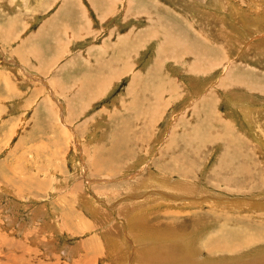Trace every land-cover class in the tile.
Segmentation results:
<instances>
[{"label":"rangeland","instance_id":"374dc122","mask_svg":"<svg viewBox=\"0 0 264 264\" xmlns=\"http://www.w3.org/2000/svg\"><path fill=\"white\" fill-rule=\"evenodd\" d=\"M5 75L0 264H264V0H0Z\"/></svg>","mask_w":264,"mask_h":264},{"label":"crops","instance_id":"0c3cea01","mask_svg":"<svg viewBox=\"0 0 264 264\" xmlns=\"http://www.w3.org/2000/svg\"><path fill=\"white\" fill-rule=\"evenodd\" d=\"M53 18H55V17H53ZM73 19L75 21V18H73ZM78 22H79V20L75 22V25H73V31H76V30L79 31L81 28H86L85 27L86 25L83 26L81 23H78ZM92 31H93V33H95L94 32L95 30H92V28H90L89 31H87L86 33L79 32V33H76V35H77L78 38H85V37H87V34H89ZM61 32L66 33L65 32V27L61 28ZM37 53L38 52H34L32 54L36 55ZM7 76L5 75L3 77V80L0 83V86L7 87L9 89V93H10V84L13 81V78H10L9 76H8L9 77L8 78ZM5 81H7V82H5ZM7 95L11 96L12 94H7ZM27 102H29V101H27ZM13 115H14V112L11 113V116H13ZM60 134H61V132H60ZM62 134H64V133H62ZM59 144H60L61 148H57V146H50L51 148H53V151L50 150V152H47V154L44 153V157L41 155V160H40V162L38 164H36L37 163L36 161H33L31 164L27 160L24 162L25 163L24 167H26L25 176L27 177L28 180L31 178L34 181L35 178H38L40 181H43L41 179L42 176H41V169L40 168H43V167L51 168L52 164H54V163H51L49 160L46 159L47 156H49L50 160H55L56 158H58L60 160L61 166H63V168L67 165V162L70 160L69 153H68V147H63L62 143H59ZM65 145L69 146V144H67V143H65ZM0 149H2V148H0ZM39 155H40V153H39ZM35 167L38 168V169H35ZM32 180L30 181L31 183H33ZM37 190H38V192L37 193H32V197L30 199H28V202H31V199H33L32 200V209L33 210H31L32 215L30 214V216H29V219H31V220H32V217H33V212L35 211L34 209H38V208L42 209L43 215L45 217H46L47 214L53 216L52 213H50V211H51L50 204H52V201L55 199L54 197L59 195V192H61V191H57V192L53 193L50 190H48V191H45V190H42V189H37ZM52 195H54V197ZM34 197H35V199H34ZM72 198L69 197V200L71 199V201L69 203H67V204L70 206V209L73 208L75 210L76 209L79 210V208H78V205L80 204L79 201L76 200V197H74V199L72 201ZM33 201L37 202V203L34 204ZM41 204L43 205V207H44V204H45V208L44 209H46V211H47L46 215L44 214V209H43V207H41ZM28 213H29V211H27L26 216H27ZM74 216L75 215H72V217H74ZM38 221L41 224L43 223L42 219H38ZM84 239L86 240V238H84ZM70 241H72V240H70ZM24 242H25V248L26 249L21 251L22 252L21 255H22L23 260L20 261V264H43L44 263L43 261L37 260L38 257L40 256V253H38L36 255V257L31 256L32 251H34L33 247H32L33 244H34V241L26 239V240H24ZM74 242L75 241H72L71 243H74ZM86 242H87V240H86ZM88 246H91V245L86 243V251H87V253L89 252V254H88L89 256H92L93 252L88 248ZM5 255H6V253H5ZM76 256L77 255H75L74 258H72V259H75ZM93 257L95 259H97V255L96 254ZM10 263L11 262L8 260L7 262L1 263V264H10Z\"/></svg>","mask_w":264,"mask_h":264},{"label":"bare ground","instance_id":"6f19581e","mask_svg":"<svg viewBox=\"0 0 264 264\" xmlns=\"http://www.w3.org/2000/svg\"><path fill=\"white\" fill-rule=\"evenodd\" d=\"M161 27V26H160ZM210 249V248H209Z\"/></svg>","mask_w":264,"mask_h":264}]
</instances>
